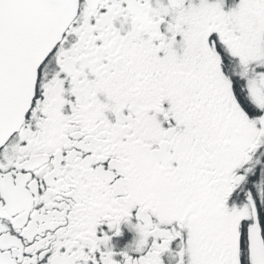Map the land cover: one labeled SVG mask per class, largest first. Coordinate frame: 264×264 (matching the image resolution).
I'll return each mask as SVG.
<instances>
[{"label": "snow or ice", "instance_id": "1", "mask_svg": "<svg viewBox=\"0 0 264 264\" xmlns=\"http://www.w3.org/2000/svg\"><path fill=\"white\" fill-rule=\"evenodd\" d=\"M0 264H264V0H0Z\"/></svg>", "mask_w": 264, "mask_h": 264}]
</instances>
